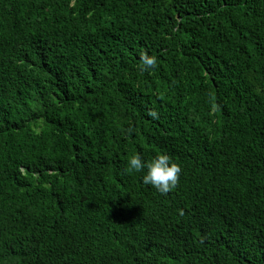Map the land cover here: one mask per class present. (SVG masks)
Listing matches in <instances>:
<instances>
[{
  "label": "trees",
  "instance_id": "trees-1",
  "mask_svg": "<svg viewBox=\"0 0 264 264\" xmlns=\"http://www.w3.org/2000/svg\"><path fill=\"white\" fill-rule=\"evenodd\" d=\"M0 264H264V0H0Z\"/></svg>",
  "mask_w": 264,
  "mask_h": 264
},
{
  "label": "clouds",
  "instance_id": "clouds-1",
  "mask_svg": "<svg viewBox=\"0 0 264 264\" xmlns=\"http://www.w3.org/2000/svg\"><path fill=\"white\" fill-rule=\"evenodd\" d=\"M140 70L155 68L157 59L154 55L141 54ZM149 115L156 119L158 114L155 110L149 112ZM180 166L165 152L154 156L151 160H144L139 152L132 154L127 159L128 172L143 173L140 176L144 185H151L160 193H167L174 188L178 182Z\"/></svg>",
  "mask_w": 264,
  "mask_h": 264
}]
</instances>
